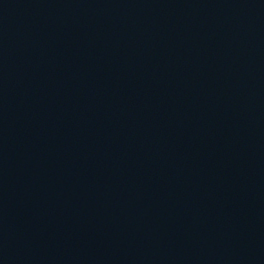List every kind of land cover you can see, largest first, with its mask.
<instances>
[{
    "label": "water",
    "instance_id": "obj_1",
    "mask_svg": "<svg viewBox=\"0 0 264 264\" xmlns=\"http://www.w3.org/2000/svg\"><path fill=\"white\" fill-rule=\"evenodd\" d=\"M0 264H264V0H0Z\"/></svg>",
    "mask_w": 264,
    "mask_h": 264
}]
</instances>
